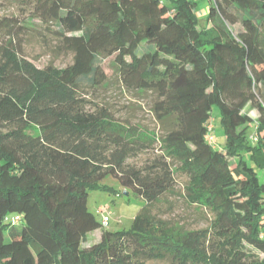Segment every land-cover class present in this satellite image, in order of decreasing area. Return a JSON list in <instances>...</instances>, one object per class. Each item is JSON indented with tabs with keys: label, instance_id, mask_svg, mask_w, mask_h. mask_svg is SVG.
<instances>
[{
	"label": "trees",
	"instance_id": "obj_1",
	"mask_svg": "<svg viewBox=\"0 0 264 264\" xmlns=\"http://www.w3.org/2000/svg\"><path fill=\"white\" fill-rule=\"evenodd\" d=\"M19 1L23 20L0 18V264H264V0H209L204 29L192 0ZM28 21L72 63L27 59ZM111 56L122 87L154 97L160 134L91 100ZM108 177L145 202L128 230L87 208ZM178 201L205 227L174 221Z\"/></svg>",
	"mask_w": 264,
	"mask_h": 264
},
{
	"label": "rangeland",
	"instance_id": "obj_2",
	"mask_svg": "<svg viewBox=\"0 0 264 264\" xmlns=\"http://www.w3.org/2000/svg\"><path fill=\"white\" fill-rule=\"evenodd\" d=\"M202 3H207V0ZM199 9V8H198ZM197 9L198 28L204 29L207 27V13L201 16ZM208 7L207 10L208 11ZM29 14V8L19 0H0V18L16 16L20 20L24 19ZM31 22V21H28ZM30 26L34 27L33 31L27 33L24 38V55L36 67L42 68L46 65H53L58 69H62L72 63V55L64 48H59L58 40L47 32L46 28L39 22H31ZM35 29V30H34ZM52 29H58L53 26ZM236 30H240L236 26ZM70 35V34H69ZM44 39V40H43ZM102 69L107 76V82L97 91L91 100L101 107L107 108L113 116L119 120H127L137 124L147 130L151 135L160 134L161 129L152 113V103L154 97L150 94H139L134 91H128L121 86L117 75L114 57H107L102 62ZM246 111L254 119L257 118V112L248 106ZM212 139L214 148L223 150L225 146V134L220 124V115L218 108L214 107L211 118ZM252 133V129H251ZM148 155L139 156L134 163L141 165ZM248 165L257 168V162L250 160L247 157ZM177 192H182L184 177L176 175ZM101 189L89 190L87 208L94 214L95 218L101 222L104 217L108 218L107 226L104 227L109 232L125 231L130 228L133 218L144 206L145 202L139 198L124 194V189L113 178H105L101 183ZM178 197V196H177ZM179 200V199H177ZM174 217L176 222L184 223L188 228L199 229L205 227V217L203 212L197 211L194 208H188L180 201L177 203ZM171 216V215H169ZM101 234L98 230L87 235L83 246L95 244L97 241L93 237ZM148 264H166L163 262H149Z\"/></svg>",
	"mask_w": 264,
	"mask_h": 264
},
{
	"label": "crops",
	"instance_id": "obj_3",
	"mask_svg": "<svg viewBox=\"0 0 264 264\" xmlns=\"http://www.w3.org/2000/svg\"><path fill=\"white\" fill-rule=\"evenodd\" d=\"M192 1H195V2H197V9L200 11V13H201V16H204V15H206V13L209 11V9H210V1L209 0H207V3H202V2H204V1H200V0H192ZM207 7L209 8L208 9V11H206L207 10ZM197 11V10H196ZM196 14H197V12H196ZM208 14V13H207ZM97 232V231H96ZM100 236H101V234H99V235H97L96 237H93V239L95 240L96 239V241L99 239L100 240ZM98 240V241H99ZM97 241V242H98Z\"/></svg>",
	"mask_w": 264,
	"mask_h": 264
},
{
	"label": "built area",
	"instance_id": "obj_4",
	"mask_svg": "<svg viewBox=\"0 0 264 264\" xmlns=\"http://www.w3.org/2000/svg\"><path fill=\"white\" fill-rule=\"evenodd\" d=\"M209 130H210V131L212 130V126H211V125L209 126ZM251 139H252L253 141H255V137H252ZM209 140H210V142L213 141L212 136L209 138ZM101 223H102V226H103V227H106V226H107V223H108V218H107V217H104Z\"/></svg>",
	"mask_w": 264,
	"mask_h": 264
},
{
	"label": "water",
	"instance_id": "obj_5",
	"mask_svg": "<svg viewBox=\"0 0 264 264\" xmlns=\"http://www.w3.org/2000/svg\"><path fill=\"white\" fill-rule=\"evenodd\" d=\"M125 195H127V192H124Z\"/></svg>",
	"mask_w": 264,
	"mask_h": 264
}]
</instances>
